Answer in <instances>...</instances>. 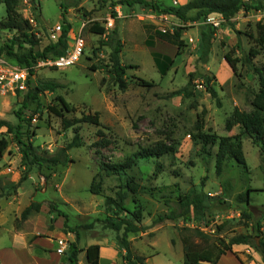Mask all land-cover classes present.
Masks as SVG:
<instances>
[{
  "label": "rangeland",
  "instance_id": "1",
  "mask_svg": "<svg viewBox=\"0 0 264 264\" xmlns=\"http://www.w3.org/2000/svg\"><path fill=\"white\" fill-rule=\"evenodd\" d=\"M36 1V9L26 0L18 8L23 18L30 21L31 29L26 30L29 37L0 28V47L12 45L18 54L31 49L34 53L42 52L67 32L69 49L82 36L85 50L80 60L68 68L38 66L40 60H46L43 58L34 61L30 66L33 75L28 90L0 100V121L9 122L14 128L13 131L0 128V147L6 146L0 151V177L5 183L20 182L12 196L0 201V264H71L69 258L75 248L78 250L76 264H89L98 255L97 250L91 256L88 253L93 246L114 248L120 264H126V252L121 247L124 229L117 232L107 227L104 220L106 198H115L128 179L143 188L131 195L126 205L132 211L143 212V219L138 223L143 230L129 233L127 239L133 252L145 258L144 264H184L181 231L184 228L203 232L209 238L210 247L229 242L237 235H251L258 243L264 242V192L257 191L264 187L260 148L243 134L249 172L230 165L218 176L216 149L209 155L208 149L196 138L200 126L203 132L227 136L229 131L225 125L234 110H253L252 101L259 91L254 67L264 70V47L256 41V24L264 19V10L240 11L232 19L236 31L226 23L215 28L211 53L208 62L203 64L198 55V34L208 24L207 19L183 23L173 15L140 5L112 7V1L121 0ZM154 1L162 8H169L193 0ZM245 2L250 6L264 4V0ZM5 18V5L0 4V22ZM95 24L105 28L104 34L92 31ZM178 27L186 29L183 33L186 46L176 53L177 62L163 77L155 68L152 50L146 47L145 41L149 33ZM31 40L37 44L31 45ZM116 40L122 45L121 64L127 66L126 90L120 89L111 63V46ZM254 48L260 52L252 61L254 67L240 63L237 75L227 67L223 69L227 53L233 52L235 58L243 59ZM139 79L153 82L154 86H143ZM46 82H53L59 88L40 94L24 108L30 89ZM207 86L217 91L218 99L211 96ZM185 87L189 95L183 92L172 96ZM59 96L73 109L64 113L69 121L98 113L101 126L79 122L64 128L62 118L49 109L58 105ZM21 110L23 122L17 117ZM76 131L83 145L68 152L70 162L66 166L52 169L29 164L16 139L19 132L38 155L54 156L67 147ZM238 133L240 129L236 126L231 134ZM103 138L110 142L107 147L98 145ZM159 144L174 146L176 151L159 158L141 159L127 175L104 173L105 164L122 163ZM95 178V182H102L99 195L90 192ZM226 179L233 181L229 197L222 194L221 185ZM250 189L254 190L250 194L252 207L247 211L239 196ZM201 191L210 198H218L201 221L180 218L157 222L159 216L178 210L176 202L180 195ZM32 203L40 205L39 211L22 219V213ZM125 216L132 220L127 214L122 218ZM257 219H261L259 225ZM222 224L225 228L217 232ZM60 240L68 244L62 255L57 251ZM195 242L203 244L199 237ZM251 249L242 255L244 262L260 264L250 255L255 252L261 256L260 253ZM221 264H232V261L226 258Z\"/></svg>",
  "mask_w": 264,
  "mask_h": 264
},
{
  "label": "trees",
  "instance_id": "2",
  "mask_svg": "<svg viewBox=\"0 0 264 264\" xmlns=\"http://www.w3.org/2000/svg\"><path fill=\"white\" fill-rule=\"evenodd\" d=\"M21 1L23 0H0V4H4L6 8V18L5 20L0 22V28L15 30L21 32V34L25 37H29V35L26 34V30L31 29L30 21L23 18L18 9ZM26 1H28L34 9H36L38 5L36 0ZM111 5L112 7H115L117 5H126L129 7L140 5L156 12L173 15L180 19L183 23L205 21L208 16L212 14H218L223 17L226 25L230 26L232 31H236L232 26V19L237 14H239L240 11H249L250 9L264 10L263 3L259 2L257 6H250L245 2V0H193L185 5L169 8H162L154 0H121L119 2L112 1ZM193 12L194 14H191ZM91 29L93 32L98 34H104L105 32V28L100 27L98 24H95ZM256 29V41L259 46L264 47V19L256 24ZM185 30L186 29L184 27H178L174 29L173 32H161L157 30L155 31V34L162 40L176 45L178 49L181 50L182 47L185 46L184 41L181 39ZM215 34L216 29L210 24L204 25L200 31L198 55L200 62L203 64H206L208 62ZM31 43V45L35 46L37 44V41L31 40ZM12 44H15V42H13ZM21 47L22 46H20V48ZM111 47V63L113 66V72L116 77V81L121 90H126L127 84L125 82L124 76L127 66L121 64L120 54L122 52V45L120 43V40L114 41ZM68 50L69 37L67 35V32H64L63 35L59 37L56 43L48 45L42 52L34 53L31 49L27 53L18 54L17 52H14V47L12 45L5 44L3 45V47H0V53L4 54L5 56L14 57L16 59L12 62L27 67L32 66V64H34V61H37L40 58L47 59L60 57L64 55ZM259 54V50L254 48L251 49L243 59H240L235 58L233 56V52H229L225 55V60L230 66L233 73L237 75L238 65L240 63H242L243 66L254 67L252 61ZM154 58L161 75L163 77L166 76L171 66L173 65V60L169 57H162L157 54H154ZM254 71L258 76L259 91L252 101L253 110L250 112H246L236 108L225 125L227 131H231L234 127L238 126L240 129V133L234 136H218L217 134L203 132V128L201 126L199 127V133L196 138L200 141V144L205 149H208L209 155L212 149H216L214 159L215 170L218 176H222L225 170L230 165H237L238 167L240 166L244 169V172H249L246 156L243 149V134L246 137H249L252 143L260 148L262 163L264 164V70L254 67ZM32 75L33 73L31 70V76ZM139 82L141 83V85L146 87L154 86L153 82H149L147 80L139 79ZM30 84L31 78L29 80V85ZM57 88H59V85L53 82H46L36 85L34 88H31L29 93L27 94L23 107H27V105L31 103V101L36 100L40 94H43L47 91L55 92ZM187 89L188 87L178 90L174 92L172 96L181 95L183 92H186L187 95H189ZM207 91L213 98L218 99V93L213 87L207 86ZM57 101L58 105L56 107L51 106L49 107V109L52 113L62 118L64 128L67 129L73 127L79 122L88 123L98 127L101 126V121L98 113L85 115L81 120H76V122L69 121L67 118H65L64 113L72 112L73 109L63 96H59L57 98ZM22 114V110L17 113V117L20 122L24 121ZM1 127H6L9 131L14 130L13 126L6 121H0V128ZM19 127L20 124L18 125V128ZM16 139L22 146L23 155L25 159L29 161V164H35L39 167H45L47 169H52L53 167L59 165L66 166L70 162L68 152L73 148H78L83 145L78 131H76L74 139L67 145L66 148L61 149L54 156H48L38 155L32 144L26 143L22 140L19 132L16 134ZM109 144L110 142L103 138L98 145L107 147ZM5 148V144H3L2 147H0V151H3ZM175 151L176 148L174 146L159 144L153 149H148L136 153L134 156L129 157L122 163L105 164L103 171L107 176L127 175L128 170L133 168L139 160L159 158L164 155L174 153ZM263 166L264 165H262V171L264 174ZM95 181L96 178L92 183L90 192L92 194L99 195L102 192V182L97 183ZM19 186L20 182L5 183L0 177V201L4 198L12 196L16 192L17 188H19ZM221 187L223 190V196L229 197L233 189V181L231 179H226L222 182ZM142 189L143 188H141L134 181L128 179L125 186L121 187V190L116 193V197H108L106 198L105 202L107 217L104 221L107 227L117 232H120L122 229H124V236L122 238L121 247L126 252V264L145 263V258L133 252L131 243L127 239V235L129 233H138L143 230V228L138 225V223H140L143 219V212L140 209L132 211L126 205L127 199L131 195L138 194ZM253 191L254 190L250 189L247 191V193L241 194L239 196V199H241L242 202L246 205L247 211H250V208L252 207L250 194ZM257 191L264 192V188ZM217 199L218 198H210V196L205 195L203 191L199 193L194 192L191 194L180 195L176 202L178 210L172 211L169 214L159 216L157 222L162 223L164 221H174L180 218H184L187 221L191 219L201 221L205 214L210 210L213 201H216ZM39 208L40 205L38 203H32L22 213V219H27L33 213V211L38 212ZM111 212L112 215L110 214ZM126 214L132 216V220H129L127 216H125L126 218H122V216ZM246 215L248 218L252 217L251 215ZM262 216L264 217V212L262 213ZM260 220L261 219H257L258 225L260 224ZM224 228L225 224L218 226L217 232L223 231ZM181 231L183 234L182 243L184 250V264H218L220 259L225 254H227L228 252H233V247L236 245H249L253 247L257 252L260 253V255L262 256V261L264 263V242L260 241L258 243L256 241V238L253 239L251 235H237L231 238L229 242L223 241L221 245L217 244L216 247H210L208 236H206L200 230L184 228ZM196 237H199L201 239V242L203 244L205 243V246L201 243L195 242ZM77 238H79V234H77ZM94 250H97L96 252L98 255L94 260L90 261L89 264H100L98 246H93L88 253L91 256L94 254ZM77 253L78 250L77 248H75L74 252L69 258L71 264L77 263Z\"/></svg>",
  "mask_w": 264,
  "mask_h": 264
},
{
  "label": "built area",
  "instance_id": "3",
  "mask_svg": "<svg viewBox=\"0 0 264 264\" xmlns=\"http://www.w3.org/2000/svg\"><path fill=\"white\" fill-rule=\"evenodd\" d=\"M207 23L214 28L219 27L225 20L221 15L212 14L208 16ZM60 29V28H58ZM161 32H173V30H159ZM193 39L190 42L193 43ZM85 50V40L82 36L75 39L73 47L64 55L57 58L40 60L38 66L47 65L58 69L74 66L82 57ZM32 67L22 66L10 61L4 54L0 53V100L8 96H17L28 90ZM1 102V101H0ZM58 253L64 254L67 243L64 240L58 242Z\"/></svg>",
  "mask_w": 264,
  "mask_h": 264
},
{
  "label": "crops",
  "instance_id": "4",
  "mask_svg": "<svg viewBox=\"0 0 264 264\" xmlns=\"http://www.w3.org/2000/svg\"><path fill=\"white\" fill-rule=\"evenodd\" d=\"M182 5H185V4H182ZM181 39L183 40V35H182ZM198 40H199L198 42L200 43V32L198 34ZM183 41L185 43V40H183ZM145 43H146V47L152 50L151 51V57L153 59V64H154L155 68L158 69V67L156 65L155 58H154V54H157V55L162 56V57H169V58H171L173 60V65L171 66V68L168 71L167 75L171 72L173 66L177 62V59H178V57H176L177 54L179 53V51H181L186 46V44H185V46L182 47L181 50H179L176 45H174L172 43H169V42H167L165 40H162L161 38L157 37L155 32H154V34L153 33H151V34L149 33L147 35ZM199 43H198V46H199ZM172 52H175V54L174 55L170 54ZM226 67L229 70L231 69L230 66L228 65V63L225 64V68H223V69L226 70L227 69ZM158 72L160 73L159 69H158ZM233 129L228 132L227 136L236 135V134H231ZM243 140H244V138H243ZM243 149H244V147H243ZM261 188H264V187H261ZM0 224H1V221H0ZM250 250H253V249H251V247L249 245H236V246L233 247V252H228L227 254H225L220 259L218 264H221L223 262V260H225L226 258H230V260L232 261V264H243V263H245L244 262L245 259H243L242 255L245 254V253H250L249 252ZM250 255H252L256 261H258V262L260 261V264H264L263 261H262V256H258V254L255 253V252H252ZM32 259H33V257H32ZM99 259H100V264H120L119 257L117 255L116 251L114 250V248H112L110 246L109 247H102V246L100 247V249H99Z\"/></svg>",
  "mask_w": 264,
  "mask_h": 264
}]
</instances>
